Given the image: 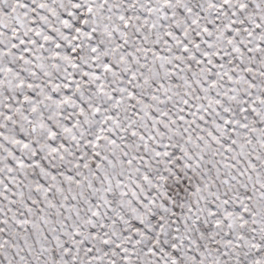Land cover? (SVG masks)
<instances>
[{"label": "snow or ice", "instance_id": "6c2138e0", "mask_svg": "<svg viewBox=\"0 0 264 264\" xmlns=\"http://www.w3.org/2000/svg\"><path fill=\"white\" fill-rule=\"evenodd\" d=\"M0 264H264V0H0Z\"/></svg>", "mask_w": 264, "mask_h": 264}]
</instances>
